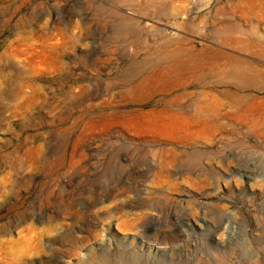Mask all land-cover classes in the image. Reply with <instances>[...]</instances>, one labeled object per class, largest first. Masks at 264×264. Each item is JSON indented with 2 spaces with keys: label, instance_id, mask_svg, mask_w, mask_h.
Listing matches in <instances>:
<instances>
[{
  "label": "rangeland",
  "instance_id": "1",
  "mask_svg": "<svg viewBox=\"0 0 264 264\" xmlns=\"http://www.w3.org/2000/svg\"><path fill=\"white\" fill-rule=\"evenodd\" d=\"M0 264H264V0H0Z\"/></svg>",
  "mask_w": 264,
  "mask_h": 264
},
{
  "label": "bare ground",
  "instance_id": "2",
  "mask_svg": "<svg viewBox=\"0 0 264 264\" xmlns=\"http://www.w3.org/2000/svg\"><path fill=\"white\" fill-rule=\"evenodd\" d=\"M192 58L187 59L189 60L188 63H190L188 64V66L186 65L185 61H181V62L178 61L169 64L165 69V71L162 74H160V77L165 78V82H167L170 85L171 89H174V87L176 88L183 87L188 82H191L192 80L196 79L197 77L196 74H198L199 69L202 68L201 63L203 59H201V57L199 56ZM212 58L211 57L206 58L207 59L206 65L213 64L214 62H216L215 57ZM236 60L237 59H231V58H229L228 61L226 60L230 64L235 65L236 67H233L230 71L222 74L221 77L223 78V83L232 84L234 89H240V90L244 89L245 87L256 88L255 87L256 73L254 72V69L250 66L249 63H245L242 61L239 62ZM240 64L244 67V71L239 70L240 67H242L239 66ZM237 67H239V69H237ZM202 74H200V76L198 75V77H201ZM138 86L141 87V85ZM230 95H233V98L235 99H238L241 96V94L238 93L237 91H235L234 93L232 92V94L230 93ZM197 107L196 108L198 112L200 113L204 112V107L202 106H197ZM210 111L212 112V110Z\"/></svg>",
  "mask_w": 264,
  "mask_h": 264
}]
</instances>
